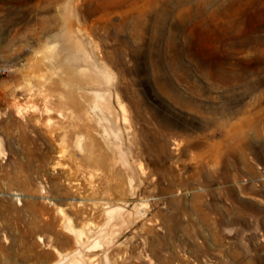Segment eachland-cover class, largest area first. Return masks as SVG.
<instances>
[{
    "label": "rangeland",
    "instance_id": "rangeland-1",
    "mask_svg": "<svg viewBox=\"0 0 264 264\" xmlns=\"http://www.w3.org/2000/svg\"><path fill=\"white\" fill-rule=\"evenodd\" d=\"M0 66V264H264V0H0Z\"/></svg>",
    "mask_w": 264,
    "mask_h": 264
},
{
    "label": "bare ground",
    "instance_id": "bare-ground-1",
    "mask_svg": "<svg viewBox=\"0 0 264 264\" xmlns=\"http://www.w3.org/2000/svg\"><path fill=\"white\" fill-rule=\"evenodd\" d=\"M65 34V33H64ZM66 35H67V33H66ZM62 38H63V40H62V46H63V48L64 49H67L68 51H70V52H72V49H75L76 48V46H75V44L74 43H72V41L68 38V35H67V37H65V36H63L62 35ZM72 60L73 61H76L75 60V58H72ZM65 63H66V65L69 67V68H71V65L67 62V61H65ZM74 65V64H73ZM73 73H75V72H73ZM74 77H75V75H73ZM102 98V97H101ZM100 98V100H102ZM95 99H97V98H95ZM99 99V98H98ZM91 144H93V143H91ZM92 148V147H91ZM87 152V151H86ZM85 154V153H84ZM89 158L91 159V160H94V161H98L99 159L98 158H96L94 155H92V153H90L89 154ZM100 158V157H99ZM101 161V160H100Z\"/></svg>",
    "mask_w": 264,
    "mask_h": 264
},
{
    "label": "built area",
    "instance_id": "built-area-1",
    "mask_svg": "<svg viewBox=\"0 0 264 264\" xmlns=\"http://www.w3.org/2000/svg\"><path fill=\"white\" fill-rule=\"evenodd\" d=\"M9 72V69L6 66H0V78L6 75Z\"/></svg>",
    "mask_w": 264,
    "mask_h": 264
}]
</instances>
